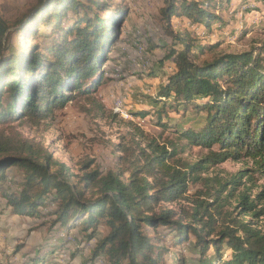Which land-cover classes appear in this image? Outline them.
I'll list each match as a JSON object with an SVG mask.
<instances>
[{"label": "trees", "instance_id": "trees-1", "mask_svg": "<svg viewBox=\"0 0 264 264\" xmlns=\"http://www.w3.org/2000/svg\"><path fill=\"white\" fill-rule=\"evenodd\" d=\"M126 1L38 0L13 23L0 17V197L12 216L49 218L44 225L56 243L68 244L73 230L79 241L94 240L92 264H166L169 245L192 240L198 264H264V224L253 221L264 207L257 210L246 190L238 192L251 174L264 179V42L203 61L218 44L199 46L173 23L186 20L210 31L230 0H166L160 11L170 43L156 63L169 72L151 104L157 124L173 131L174 140L160 144L136 128L117 145L115 168L102 172L89 161L75 173L39 143L6 132L16 122L51 123L69 102L93 100L109 79L104 66L120 51L124 16L131 12ZM198 36L194 40L202 41ZM29 39L33 45L25 50ZM152 69L147 76L156 75ZM188 112L201 124L172 123L171 113L184 118ZM194 146L207 154L192 164L181 156ZM242 159L254 168L215 179V186L202 177ZM197 181L206 190L188 196ZM56 248L41 247L22 264H47Z\"/></svg>", "mask_w": 264, "mask_h": 264}, {"label": "rangeland", "instance_id": "rangeland-1", "mask_svg": "<svg viewBox=\"0 0 264 264\" xmlns=\"http://www.w3.org/2000/svg\"><path fill=\"white\" fill-rule=\"evenodd\" d=\"M165 1H126L131 12L124 16L127 20L122 30L120 51L104 66L109 79L93 93L92 101L79 98L75 102H69L64 109L57 110L51 123L32 127L16 122L8 125L6 132L10 136L39 143L53 158L65 163L75 173H79L82 164L89 161L93 162L92 168L98 167L102 172L115 168L116 157L119 155L117 145L123 141L122 138L128 140L130 134L136 132V128L144 132L146 139H155L160 144L167 139L174 140L176 137L173 131L164 132L157 124L154 115L156 109L151 104V99L155 98L169 72V66L164 68L156 63L163 58V48L170 43L169 37L164 34L165 24L160 15ZM37 2L38 0H0V17L13 23L24 17ZM223 10L220 13L222 22H215L210 31L199 27L195 29L186 20L179 24L181 20L173 19L174 25L181 29L180 33L189 34L191 40L199 46L205 41L212 45L218 44L216 51H206L201 55L203 61H211L216 53L247 51L264 42V0H230ZM194 34L199 35L202 41L194 40ZM33 42L31 39L24 42V49L27 50ZM151 65L156 75L150 77L147 74ZM119 107H122L120 109L129 118L115 115ZM170 117L172 123L177 121L185 127L201 124V121L194 122L191 112L184 118L176 113H171ZM206 154V149L194 146L187 148L181 157L193 164ZM253 168L254 163L249 159L228 160L202 177L210 179L208 184L215 186V179L229 180L239 171ZM251 179V182L248 179L243 180L244 185L238 192L246 190L250 199L257 201V210H260L264 207V179L258 174H251ZM201 190H206V184L197 181L191 185L188 196L191 197ZM257 195L260 198L257 199ZM180 203L186 204L185 201L178 202L172 208L176 209ZM47 221L49 218L43 222L42 219L12 216L0 197V264H22L29 255L48 244H54L58 248L52 254L46 255L47 264L93 263L90 262L89 251L94 240L79 241L74 236L79 231L73 230L67 236L68 242L70 241L68 244L56 243L53 233L44 225ZM253 221L263 225L264 216ZM104 234L102 231L100 235ZM60 238L64 236L61 235ZM192 243L193 240L180 248L169 245L166 264H180L179 251L184 253L186 264H198ZM225 254L228 255V252ZM209 255L214 256L212 251ZM95 264L105 263L97 261Z\"/></svg>", "mask_w": 264, "mask_h": 264}, {"label": "water", "instance_id": "water-1", "mask_svg": "<svg viewBox=\"0 0 264 264\" xmlns=\"http://www.w3.org/2000/svg\"><path fill=\"white\" fill-rule=\"evenodd\" d=\"M46 5V2L44 3L43 7ZM39 10H35V11H32L31 13H29L27 15V17H25V19L22 21L21 25L19 26V28H21L22 26H24L27 22H29L33 17L34 15L38 12ZM16 28H12L10 30H8V32H12L14 31ZM7 32V33H8Z\"/></svg>", "mask_w": 264, "mask_h": 264}, {"label": "bare ground", "instance_id": "bare-ground-1", "mask_svg": "<svg viewBox=\"0 0 264 264\" xmlns=\"http://www.w3.org/2000/svg\"><path fill=\"white\" fill-rule=\"evenodd\" d=\"M235 42V41H234ZM146 90V89H145ZM120 108H122V107H119L118 108V114L121 116V117H123V118H129V116L127 115V113L126 112H124L122 109H120Z\"/></svg>", "mask_w": 264, "mask_h": 264}]
</instances>
